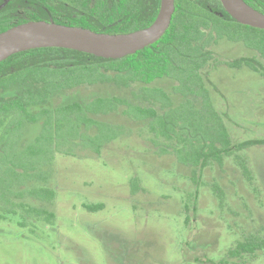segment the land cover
Wrapping results in <instances>:
<instances>
[{"label": "trees", "instance_id": "trees-1", "mask_svg": "<svg viewBox=\"0 0 264 264\" xmlns=\"http://www.w3.org/2000/svg\"><path fill=\"white\" fill-rule=\"evenodd\" d=\"M244 1L264 13V0ZM30 2L37 11L17 25L47 19L48 10L57 24L111 35L148 28L160 8V0ZM12 26H4L0 33ZM221 41L243 43L256 56L218 60L214 47ZM260 62H264V30L235 21L220 0H176L165 35L123 59L62 48L11 56L0 64V222L19 215L20 228L38 223L54 226L57 193L50 183L58 155L100 156L108 144L135 136L150 143L159 157L171 156L191 170L190 180L197 190L184 205L189 223L188 212L194 208L190 210L188 200H197L198 188L204 185L198 180L203 170L217 166L223 171L225 160L232 158L242 177L251 182L252 172L240 153L263 143L233 142L213 104L209 72L219 66L243 65L258 71ZM160 81L168 87L160 86ZM83 88L111 89L112 95L88 103L60 104ZM56 99L61 100L59 104H54ZM135 128L140 129L138 136ZM211 190L224 209L227 202L221 186L213 183ZM139 191L137 180L132 179V194ZM85 208L99 212L105 206ZM260 253L264 254V235L253 234L238 240L219 264H248Z\"/></svg>", "mask_w": 264, "mask_h": 264}, {"label": "rangeland", "instance_id": "rangeland-1", "mask_svg": "<svg viewBox=\"0 0 264 264\" xmlns=\"http://www.w3.org/2000/svg\"><path fill=\"white\" fill-rule=\"evenodd\" d=\"M214 50L217 59L226 62L256 56L243 43L221 41ZM260 63L258 71L246 65L219 66L208 77L213 104L233 142H263L240 153L252 172L251 182L232 158L225 160L223 171L207 167L198 179L204 185L198 188L197 200H188L194 211L188 212L187 223L184 205L197 190L191 170L171 156L159 157L141 137L114 141L100 156L58 155L50 183L57 193L55 225L20 228L19 215L0 222V264H219L238 240L264 235V62ZM159 85L166 87L163 81ZM111 92L76 89L54 104L88 103ZM135 131L138 136L140 129ZM132 179L140 188L136 195L131 192ZM213 183L225 193L224 209L211 190ZM97 204L105 208H85ZM248 264H264V254Z\"/></svg>", "mask_w": 264, "mask_h": 264}, {"label": "water", "instance_id": "water-1", "mask_svg": "<svg viewBox=\"0 0 264 264\" xmlns=\"http://www.w3.org/2000/svg\"><path fill=\"white\" fill-rule=\"evenodd\" d=\"M224 10L238 23L264 30V13L244 0H220ZM176 0H161L159 13L148 28L111 35L55 22L30 21L0 33V64L13 55L35 49L62 48L119 60L135 55L158 42L169 29Z\"/></svg>", "mask_w": 264, "mask_h": 264}, {"label": "flooded vegetation", "instance_id": "flooded-vegetation-1", "mask_svg": "<svg viewBox=\"0 0 264 264\" xmlns=\"http://www.w3.org/2000/svg\"><path fill=\"white\" fill-rule=\"evenodd\" d=\"M29 3H31L30 0H0V29L4 26L8 27L9 25H13L12 27L17 26V24L27 19L29 13L35 14L37 11L36 7L31 6ZM67 6H69V9L71 6L70 3H67ZM77 11H79V9H76V12ZM47 13L49 15L47 19L38 20L54 22L53 15L48 10ZM66 14L71 18V10H68ZM76 17L78 16L75 15V18Z\"/></svg>", "mask_w": 264, "mask_h": 264}]
</instances>
